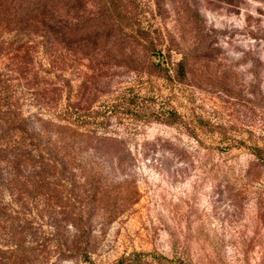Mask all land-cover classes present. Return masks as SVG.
<instances>
[{"label": "rangeland", "instance_id": "374dc122", "mask_svg": "<svg viewBox=\"0 0 264 264\" xmlns=\"http://www.w3.org/2000/svg\"><path fill=\"white\" fill-rule=\"evenodd\" d=\"M0 118V264H264V0H0Z\"/></svg>", "mask_w": 264, "mask_h": 264}, {"label": "trees", "instance_id": "16d2710c", "mask_svg": "<svg viewBox=\"0 0 264 264\" xmlns=\"http://www.w3.org/2000/svg\"><path fill=\"white\" fill-rule=\"evenodd\" d=\"M37 1V8L38 10H41L44 15H46V5L43 2L38 3ZM45 10V11H44ZM96 16V17H95ZM93 15V17L89 16L86 21H79L76 20L75 23L72 21H68L67 23V29H68V37L75 38L76 42L80 45H85V42L88 44L94 45L97 42H101L103 44H106L110 42L112 44V49H117L116 51L118 54H127L129 53V50L127 48H120L118 50L116 46V43L119 41L124 40L123 37L130 36L124 29L118 28L113 24H102L98 20V15ZM46 18V16H44ZM80 22V23H79ZM141 40H144L143 37L140 38ZM106 46V45H105ZM115 47V48H114ZM6 121V118H0V123L3 121Z\"/></svg>", "mask_w": 264, "mask_h": 264}]
</instances>
